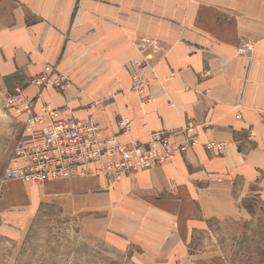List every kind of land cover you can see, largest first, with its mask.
Masks as SVG:
<instances>
[{"label": "crops", "instance_id": "crops-1", "mask_svg": "<svg viewBox=\"0 0 264 264\" xmlns=\"http://www.w3.org/2000/svg\"><path fill=\"white\" fill-rule=\"evenodd\" d=\"M262 34L264 0H0V92L31 100L40 91L30 79L54 65L80 87L41 91L45 103L70 108L65 117L91 119L119 141L157 132L197 140L172 161L107 185L100 177L24 183L20 207L54 205L90 237L165 259L209 221L246 219L239 183L264 207ZM138 64L154 70L147 103L127 90ZM9 128L0 131L7 145ZM208 142L223 151H207ZM14 181L0 189V214L16 208Z\"/></svg>", "mask_w": 264, "mask_h": 264}, {"label": "rangeland", "instance_id": "rangeland-1", "mask_svg": "<svg viewBox=\"0 0 264 264\" xmlns=\"http://www.w3.org/2000/svg\"><path fill=\"white\" fill-rule=\"evenodd\" d=\"M247 22L250 20L242 19L241 30L249 33ZM247 46L243 45V50ZM71 85L78 90V84ZM7 94L0 92V131L10 126L12 133L8 145L0 138V174L5 168L3 155L25 119L24 114L5 107ZM13 184L16 201H10L16 208L0 214V264H264V207L259 197L240 183L236 197L248 213L246 219L239 223L209 221L192 230L189 240L176 249L177 256L166 259L159 252H146L134 245L116 249L90 237L77 218L64 216L54 205L41 204L24 211L20 207L25 202L22 188L27 185L19 181Z\"/></svg>", "mask_w": 264, "mask_h": 264}, {"label": "built area", "instance_id": "built-area-1", "mask_svg": "<svg viewBox=\"0 0 264 264\" xmlns=\"http://www.w3.org/2000/svg\"><path fill=\"white\" fill-rule=\"evenodd\" d=\"M130 73L127 90L147 103V83L154 70L138 64ZM207 75V72H204ZM39 93L31 100L20 91L5 96V107L25 115L21 135L17 138L6 167L0 174V189L8 181L43 184L49 181L80 177H100L106 183L120 181L141 169L152 168L172 161L176 154L185 153L197 145L195 138L170 132L148 134L143 139L128 138L119 141L112 133H102L91 119L81 121L69 116L67 105L52 107L42 100L41 91L67 90L71 83L54 65L45 66L43 72L31 80ZM119 130L130 134L129 122L120 118ZM190 127V126H189ZM186 129L184 131H187ZM207 151L221 153L223 145L208 142Z\"/></svg>", "mask_w": 264, "mask_h": 264}]
</instances>
